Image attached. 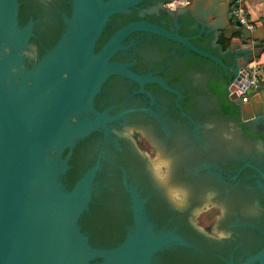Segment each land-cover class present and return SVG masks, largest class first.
I'll list each match as a JSON object with an SVG mask.
<instances>
[{
	"label": "flooded vegetation",
	"instance_id": "af4514ba",
	"mask_svg": "<svg viewBox=\"0 0 264 264\" xmlns=\"http://www.w3.org/2000/svg\"><path fill=\"white\" fill-rule=\"evenodd\" d=\"M68 1H18L26 6L19 27L32 23L30 63L62 35ZM169 1L142 0L112 16L94 52L138 23L192 38V24L172 15ZM193 57L187 47L140 28L110 56V63L140 79L112 75L102 83L93 105L109 118L105 131L78 141L68 162L76 164L79 176L100 160L92 208L108 207L113 219L101 224L97 238L103 244L107 235L109 243L94 246H116L132 226L123 180L144 202L149 223L157 231H175L185 243L159 253L155 264H240L264 246V125L248 123V133L240 118L236 123L221 117L206 92L209 66L199 70ZM88 221L83 230L90 240L95 221Z\"/></svg>",
	"mask_w": 264,
	"mask_h": 264
},
{
	"label": "water",
	"instance_id": "95a60500",
	"mask_svg": "<svg viewBox=\"0 0 264 264\" xmlns=\"http://www.w3.org/2000/svg\"><path fill=\"white\" fill-rule=\"evenodd\" d=\"M140 1L69 0V17L61 15L62 35L30 63L32 23L20 28L18 0H0V264H155L159 253L185 246L175 231H157L149 223L144 202L124 180L132 226L114 247L92 245L81 219L90 213L100 160L71 187L65 184L74 146L109 121L93 105L102 83L112 75L140 79L109 62L131 31L157 34L229 73L227 99L238 107L241 123L264 125V87L247 89L248 71H243L264 52V39L234 21V0H186V9H172V15L192 24L188 40L138 23L120 29L95 53L110 18ZM201 38L207 49L189 44ZM240 92L249 95L246 105L240 104ZM240 264H264V246Z\"/></svg>",
	"mask_w": 264,
	"mask_h": 264
},
{
	"label": "trees",
	"instance_id": "16d2710c",
	"mask_svg": "<svg viewBox=\"0 0 264 264\" xmlns=\"http://www.w3.org/2000/svg\"><path fill=\"white\" fill-rule=\"evenodd\" d=\"M69 8H70V5H69ZM25 9H26V6L19 5L18 20H19L20 25L25 23V18L22 19V15L25 14ZM65 9L67 10V7ZM67 13H68V10H67ZM164 18L168 20V22L171 20L170 18H168V16H165V15H164ZM187 24L190 25L191 23L188 22ZM191 42L194 44V46H197L201 50L207 49L206 39L201 38L200 40H194ZM193 56H194L193 57L194 59H192L191 61L192 63H195L197 65L199 70L203 68L206 69L210 65V62L208 60H203L202 58H199L196 55H193ZM222 63L226 67L230 66V61L227 58L222 59ZM209 67L210 68L207 69L209 73V78L206 84V92L208 93L209 99L213 100L212 102L215 104L216 110L221 117H226L229 120L239 123V109L235 104L230 103L227 99L226 89L230 83L229 73L227 74L224 73L220 67L215 66V65H210ZM241 126H244V128H246L248 133H250L249 128H248L249 127L248 123L242 124ZM69 166L71 167V169L66 175L65 182L68 187H71L74 181L79 176H77L78 168L76 167V164L74 162H70ZM93 209L94 208H92V205H90V213L89 215H84L82 217L81 224L84 229L86 225L88 226L89 217H90V220L94 218L95 223L92 222V226L94 225V228L91 230L89 235H90V242L92 243V245H95V242L98 241L97 238H99L98 233H103L104 231L103 229H101L102 227L101 224L109 225V222H107L106 219L108 218L109 221L112 220L113 213L110 210H108L109 209L108 207H104V209L102 210L97 209L95 211ZM107 212L111 213L112 215L108 214ZM104 236H105V241L104 242L102 241L103 244L100 242L99 243L97 242V244L104 246V243H107V244L109 243L107 240L108 236L107 235H104ZM122 240L123 239L121 238L120 242ZM105 246H108V245H105Z\"/></svg>",
	"mask_w": 264,
	"mask_h": 264
},
{
	"label": "built area",
	"instance_id": "2783aa9c",
	"mask_svg": "<svg viewBox=\"0 0 264 264\" xmlns=\"http://www.w3.org/2000/svg\"><path fill=\"white\" fill-rule=\"evenodd\" d=\"M242 1L243 0H234L233 6L231 7L232 17L240 23L243 29L253 33L258 27V23L249 21L243 14L241 9ZM243 71H248L247 89L253 90L259 84V73L264 71V63L258 60H253L250 64L244 67ZM248 100L249 95H247L246 92H240V103L244 105Z\"/></svg>",
	"mask_w": 264,
	"mask_h": 264
},
{
	"label": "crops",
	"instance_id": "0c3cea01",
	"mask_svg": "<svg viewBox=\"0 0 264 264\" xmlns=\"http://www.w3.org/2000/svg\"><path fill=\"white\" fill-rule=\"evenodd\" d=\"M185 2L186 0H173L168 6L171 8V10L186 9L185 7L182 8V6L185 5ZM241 9L249 21L258 23V27L255 31L256 37L264 39V30L262 29V25L264 23V0H243ZM222 43L223 41L220 38L219 44ZM256 60L264 63V52L260 55V58ZM258 87H264V71L259 73Z\"/></svg>",
	"mask_w": 264,
	"mask_h": 264
},
{
	"label": "rangeland",
	"instance_id": "374dc122",
	"mask_svg": "<svg viewBox=\"0 0 264 264\" xmlns=\"http://www.w3.org/2000/svg\"><path fill=\"white\" fill-rule=\"evenodd\" d=\"M174 195V194H173Z\"/></svg>",
	"mask_w": 264,
	"mask_h": 264
}]
</instances>
